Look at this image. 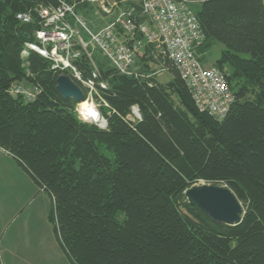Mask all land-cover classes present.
<instances>
[{
    "label": "trees",
    "instance_id": "16d2710c",
    "mask_svg": "<svg viewBox=\"0 0 264 264\" xmlns=\"http://www.w3.org/2000/svg\"><path fill=\"white\" fill-rule=\"evenodd\" d=\"M59 1L0 0V146L51 200L49 220L70 264H264V0H176L201 24L204 67L222 46L211 67L234 96L225 118L200 111L184 80L146 44L131 76L94 56L105 130L83 122L80 103L57 89L68 72L35 51L22 55L36 43V9ZM64 1L95 30L111 21H98L89 0ZM108 1L141 10L142 0ZM19 13L32 21H18ZM150 61L172 79L159 82ZM75 64L91 77L90 59ZM14 85L41 93L27 101L11 95ZM133 107L141 115L134 121ZM200 182L235 194L240 224H218L188 203L186 191Z\"/></svg>",
    "mask_w": 264,
    "mask_h": 264
},
{
    "label": "built area",
    "instance_id": "2783aa9c",
    "mask_svg": "<svg viewBox=\"0 0 264 264\" xmlns=\"http://www.w3.org/2000/svg\"><path fill=\"white\" fill-rule=\"evenodd\" d=\"M89 1L112 17L108 24L93 29L76 12V5L64 0L56 5H41L36 9L41 18L40 29L35 33L36 43L26 45L23 57H27L30 50L50 60L53 70L68 72L77 85L86 89L88 98L85 103H94L95 95H98L96 83L101 76L94 53H100L118 73L131 76L135 73L139 54L146 44H150L155 47V54L170 59L181 69L182 79L200 111L208 112L217 119L226 117L234 100L233 93L224 73L215 67H204L199 54L195 53V49L205 45L206 36L186 2L142 0L141 10L137 11L121 7L117 2L109 3L108 0ZM16 18L24 24L32 21L31 15L26 13H19ZM83 56L92 64L89 78H85L75 64ZM100 86L106 88L105 83H100ZM10 93L14 97L34 101L41 90L14 85ZM79 113L84 120L83 113L80 110ZM133 114L136 119L141 118L137 108L133 109ZM0 155L11 156V153L0 146Z\"/></svg>",
    "mask_w": 264,
    "mask_h": 264
},
{
    "label": "crops",
    "instance_id": "0c3cea01",
    "mask_svg": "<svg viewBox=\"0 0 264 264\" xmlns=\"http://www.w3.org/2000/svg\"><path fill=\"white\" fill-rule=\"evenodd\" d=\"M37 188L34 180L14 158L0 155V248L5 244L6 234L11 231L15 235L30 233L36 225L47 238L51 235L53 226L50 228L49 214L52 203L50 206L49 201L37 192ZM34 194V200H30ZM18 230L22 232L17 233ZM61 264H67L62 257Z\"/></svg>",
    "mask_w": 264,
    "mask_h": 264
},
{
    "label": "rangeland",
    "instance_id": "374dc122",
    "mask_svg": "<svg viewBox=\"0 0 264 264\" xmlns=\"http://www.w3.org/2000/svg\"><path fill=\"white\" fill-rule=\"evenodd\" d=\"M109 3H113L112 1H109ZM96 7V17L98 18V21L102 23H106L108 19H104L105 17L111 19L112 17L108 14L104 15L99 11V7ZM116 10V9H115ZM222 49L221 45H216L212 51L207 55L206 57V67H211L213 65V62L216 61L219 58L220 51ZM95 59L98 62L100 59L98 58L97 52L94 53ZM139 61H137L135 69H140L139 67ZM208 62V63H207ZM150 66L153 68L154 71H157V79L159 82H168L170 79H172V74H170L168 71L162 70V65L157 64L154 61L149 62ZM146 79H150V76L147 75ZM85 102V101H84ZM88 103L94 104L95 108L99 112V105L97 102H92L89 101ZM80 106V105H79ZM79 106L76 107V111L78 113V116L80 117L79 113ZM137 108V107H133ZM133 109L132 113L128 116V120H138L136 119V115L133 114ZM138 109V108H137ZM100 116L101 111L99 112ZM138 113L140 115V112L138 110ZM141 117V115H140ZM81 119V118H80ZM103 119V118H102ZM83 122H85L83 119H81ZM103 121H106L103 119ZM86 123H91L87 122ZM107 123V121H106ZM99 126L101 123H91ZM108 126V125H107ZM101 128L105 130L107 128ZM199 184H205L203 182H200ZM39 188H37V192H39L40 195L44 196V199H47L49 201V205L51 206V200L46 196ZM35 194L30 197V200L35 198ZM35 207V206H34ZM18 214V213H17ZM50 215V214H49ZM50 222V220H49ZM40 223V222H38ZM50 228H52V224L50 223ZM51 235L47 238L44 233H41L40 230L36 227H34V230L30 233H19V234H14L13 231L9 232L5 236V244L0 248V264H61V257L66 261L67 264H70L68 261L67 257L63 254L61 251V247L56 239V235L54 233V228L51 229ZM22 232L20 230L17 231ZM2 239V235H0V240ZM32 251V252H30Z\"/></svg>",
    "mask_w": 264,
    "mask_h": 264
},
{
    "label": "water",
    "instance_id": "95a60500",
    "mask_svg": "<svg viewBox=\"0 0 264 264\" xmlns=\"http://www.w3.org/2000/svg\"><path fill=\"white\" fill-rule=\"evenodd\" d=\"M57 89L66 98L79 103L85 101L83 90L66 75L57 78ZM106 126V121L99 125L100 128ZM185 197L189 204L199 207L218 224L235 226L241 223L243 206L227 187L197 184L186 191Z\"/></svg>",
    "mask_w": 264,
    "mask_h": 264
},
{
    "label": "bare ground",
    "instance_id": "6f19581e",
    "mask_svg": "<svg viewBox=\"0 0 264 264\" xmlns=\"http://www.w3.org/2000/svg\"><path fill=\"white\" fill-rule=\"evenodd\" d=\"M189 10H190V12H192L195 15V13L191 10L190 7H189ZM37 18H38L39 23H40L41 18L38 15H37ZM199 49H195L194 50L195 53L198 54ZM164 61H165V67L167 69L173 68L179 74V76L182 78L181 69L173 61H171L168 58H164ZM52 69H53V64H52ZM80 111L83 113L84 120H86L87 122L101 123V117H100L98 111L96 110V108L94 107V105H92L90 103L83 102V104L80 105Z\"/></svg>",
    "mask_w": 264,
    "mask_h": 264
}]
</instances>
